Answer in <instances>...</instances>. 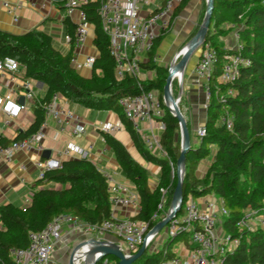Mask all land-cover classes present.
Returning a JSON list of instances; mask_svg holds the SVG:
<instances>
[{
    "label": "trees",
    "instance_id": "trees-1",
    "mask_svg": "<svg viewBox=\"0 0 264 264\" xmlns=\"http://www.w3.org/2000/svg\"><path fill=\"white\" fill-rule=\"evenodd\" d=\"M187 2L181 0L174 7V12L182 11ZM99 5L100 0H88L81 6L86 19L93 26V45L98 51L89 76L81 75L71 62L75 56L76 23L68 17L64 19L70 35L67 53L53 47L51 37L35 27L18 34L0 29V57H13L23 66L25 77L42 82L45 87L42 102L48 100L53 92H58L84 107L113 110L118 114L141 157L161 168L157 184L150 187L147 169L132 158L121 140L103 132L102 136L124 175L139 193L140 210L133 218L149 220L158 210L157 204L162 194L160 188L167 190L165 204L166 207L170 205L177 180L174 168L181 149V141L177 137V118L162 102L167 68L151 58L165 33L156 37L148 59L140 63L142 70H154L155 76L145 82L131 75L119 79L114 72L115 61L108 45L109 37L101 27ZM173 22L172 16L170 26ZM222 25L234 26L238 30L241 53L251 59L249 65L239 69L232 83L225 84L219 83L217 77L225 56L234 50L226 48L213 34L218 28L220 31ZM204 42H210L216 49L217 59L209 80L211 96L203 121L206 131L197 138L196 144L191 143L185 154L183 202L189 194L201 197L213 193L221 198L228 211L221 218L222 228L228 237L239 239L237 245L224 253V264H264V228L257 226L248 229L238 225L246 209H254L256 215L264 217V0H214L210 29ZM228 88L235 92L221 101L220 96ZM151 89L159 92V100L164 108L161 120L165 128L160 133L159 141L166 156L149 151L117 103L121 95ZM31 112L32 121L20 129L15 138L36 131L43 118L41 106L33 104ZM225 112L232 117L231 129L222 120ZM7 141L0 137L1 144ZM205 157L212 159L203 178H199L195 171ZM62 161L60 168L46 170L42 177L34 181L27 204L22 207L11 202L0 204V264H15L9 248H23L27 243V232L40 230L57 213H74L88 222H100L109 216L111 209L107 180L93 161L74 157ZM184 235L185 232H180L175 237ZM172 240L168 238L164 248ZM164 248L152 253L144 252L132 264H154L161 259L160 254L170 257L172 253L164 254Z\"/></svg>",
    "mask_w": 264,
    "mask_h": 264
},
{
    "label": "built area",
    "instance_id": "built-area-1",
    "mask_svg": "<svg viewBox=\"0 0 264 264\" xmlns=\"http://www.w3.org/2000/svg\"><path fill=\"white\" fill-rule=\"evenodd\" d=\"M86 1L88 0H65L66 12L71 14L76 10L79 14L74 29L75 46L82 44L89 33L91 23L86 19V14L81 8ZM180 2L181 0H163L159 5L150 7L151 0H100L98 12L101 17V27L109 37L108 45L115 61L114 72L117 78L123 79L125 75H131L141 79L143 70L140 63L148 59L156 37L166 33L171 27L170 20L174 7ZM2 5L10 15H13L14 6L7 1H2ZM15 19L16 16L13 15V20ZM234 34L237 42L235 46L229 48L234 51L225 56L217 77V81L222 84L232 83L239 74V69L249 65L251 61L250 57L241 53L242 43L237 29ZM65 40L69 42V34L65 36ZM178 53L173 55L169 67L174 62H178L180 57ZM216 55V49L210 42L203 41L200 45L198 60L193 68L195 75L193 80L201 87L203 106L206 108L211 96L209 80L215 68ZM151 58L156 62L160 61L156 52ZM93 60L94 56L91 55H87L81 62L77 60L76 55L71 58V62L76 67H91ZM234 92V89L228 88L220 96V100L224 101L227 95H233ZM20 97L23 98L22 102H19ZM62 97L60 93L53 92L48 100L42 102V97L35 96L29 78L23 75V66L11 56L0 57V137L3 136L1 128L10 125L11 120L30 105L39 104L43 112V118L38 123L36 131L27 136L15 138L20 131L16 130L5 144L0 143L1 160L9 161L16 152H35L37 156L32 162L36 179L42 177L46 170L60 168L63 163L62 157L90 160L93 143L83 148L71 141L59 151L60 156L48 155L43 158L40 155L45 148L42 141L46 137L49 136L51 140H55L67 130V127H70L69 130L74 136L83 135L87 131V127L80 122V117L60 101ZM117 103L125 117L139 132L149 151L166 156V151L159 141L160 134L155 132V128L160 131L165 128L161 120L164 108L159 100V92L151 89L141 90L133 95H121ZM222 120L228 128H232V117L228 112L222 115ZM49 121L53 129L51 134L48 129ZM143 122H147L148 126H143ZM153 122H157L158 127H155ZM93 127L100 134L106 132L113 135L120 131L122 122L120 119L105 120L95 123ZM205 131V125L202 123L196 128V138L201 137ZM170 163L173 173V165L172 162ZM20 169H25V166L20 165ZM100 172L105 176L108 184L111 209L109 216L100 222H88L74 213H57L40 230L27 232V243L23 248H9V254L15 264H52L55 261L52 257L53 252L63 246L67 248L69 244L68 254L73 253V259L78 253H82L81 256L89 259L87 264H118V260L112 263L108 255L103 256L102 251L95 250V243L92 240L101 241L104 244L116 243L122 253L129 256L141 245L145 246V251L149 249V253L156 252L160 249L158 245L164 248L165 241L168 238L173 239L180 232H185L189 239L185 254L181 255L179 251H173L170 257L158 260L154 264H224V253L238 244L239 239H232L227 235L222 237L215 232L216 224L221 222L222 216L228 213L221 198L218 208L212 201H207L205 206L201 207L189 194L181 204V210L163 228L154 230L156 222L165 216L156 218L157 211H155L149 220L133 218V215L140 210L138 191L134 186L116 183L107 170L101 169ZM160 191L162 194L157 204L158 209L165 204L167 190L160 188ZM29 200L30 197L24 198V205ZM128 206L133 209V214H121L122 210ZM255 213L254 209H246L239 220V227L264 228V217ZM166 247L164 254L168 252ZM81 256L78 257V263L74 259V264H85V259Z\"/></svg>",
    "mask_w": 264,
    "mask_h": 264
},
{
    "label": "crops",
    "instance_id": "crops-1",
    "mask_svg": "<svg viewBox=\"0 0 264 264\" xmlns=\"http://www.w3.org/2000/svg\"><path fill=\"white\" fill-rule=\"evenodd\" d=\"M2 1H7L9 4L14 6L13 15L16 16L15 20H13V15H10L5 10V7L2 5ZM162 1L163 0H151L150 7H155L162 3ZM67 17L73 23H76L79 14L76 10H74L71 14L67 13L65 7V0H0V29L9 31L14 34H18L35 27L37 29H40L41 31L46 32L51 37L52 46L56 47L62 53H67L70 49L69 42L65 40V36L68 34V32L66 30V24L64 22V19ZM167 35L170 34H168V32L165 33L162 40ZM183 36L184 35H182V38ZM93 37L94 29L92 24H90L89 33L86 39L82 44L75 47V55L79 62L83 61L87 55L95 57L98 54L97 48L95 47V45H93ZM180 37L181 36H179V38L177 39H172L170 37V40L167 42L168 45L162 53L160 51L162 44L161 40L159 46L157 47L156 53H158L159 55L165 54L167 56L174 44L173 42L176 43L180 41ZM218 40L226 47L225 42H228L226 39L222 38ZM184 48H182V50ZM157 63L163 65L160 62ZM76 69L83 76H89L91 73V67L89 66L76 67ZM146 72L149 73V71ZM191 72L193 73V69L191 70ZM191 75V78L193 80V77L195 75ZM29 80L33 85V91L35 93V96L41 98L45 90V87L44 89L40 88V86L43 85L42 82L32 79ZM191 88L194 90L192 92L194 101L200 99V96L203 94L201 91V87L194 82V85H190L189 83L188 89ZM60 101L65 104L69 109L74 111L75 114H77V110L80 107L84 109L82 110L84 111L82 115H77L80 117V122L83 123L85 127H87V131L83 135L74 136L69 130L70 127H67V130L61 133L60 136L55 140H51L49 136L46 137L42 141V145H44V149L49 150V155L60 156L59 151L66 146L65 144L67 142L73 141L74 143L82 146L83 148H87L89 143H93L94 148L90 160L93 161L97 168L99 170L103 169L110 172L111 175L114 177L116 183H123L130 186H134V184L126 177V175H124L122 167L114 158L113 151L105 142V139L103 138L102 134H100L99 132H97V130L94 129L93 125L98 121H90L87 119V115L90 112L91 108L84 107L76 102H70L65 96L60 98ZM31 106L32 105H30L25 110H22L19 116L12 119L10 125L5 128H1V130L3 131V136L1 137L9 139L14 135V132L16 130L18 131L20 129H24L25 127H27V125H29V123L33 119ZM205 115V110L194 109L189 119L187 118L188 124L190 125L189 131L190 133L191 131H193L195 143H197L198 141L195 136L196 128L202 125L205 119ZM119 119L120 118L118 114L115 111L110 110L109 117L106 120L116 121ZM153 124L155 125V127H158L157 122H153ZM142 125L145 127L148 126L147 122H143ZM51 127L52 124L51 121H49L48 129L50 131V134L53 130L51 129ZM155 132H157L158 134L161 133V131L156 128ZM113 136H115L118 140H121V142L125 144L132 158L138 161L147 169L149 175V185L153 188L157 184L161 175L160 166L156 165L155 163H149L141 157L140 153L138 152V150H136L134 142H132L129 133L126 131L125 126H123V124L120 131L114 133ZM36 156L37 154L33 151H21L14 153L9 161L4 162L0 159V204L11 202L19 207H22L24 205V198L30 197V190L34 187V181L36 180L35 169L33 167L32 162V160L36 158ZM63 159H66V157H62V160ZM211 159L212 157H205L200 160L195 171L197 177L203 178V176L205 175V171L211 162ZM22 164L25 166V169L21 170L20 165ZM194 199L201 207H204L207 201H212L216 205L215 207L218 208V204L220 202V198L213 193H209L201 197H194ZM121 214L131 215L133 214V209L129 206L125 207V209L122 210ZM65 249L66 247L63 246L58 248L56 252H53L52 257L53 259H55V261H53L52 264H58L62 261L64 253L66 252ZM185 249L181 248L178 253L184 255L186 252Z\"/></svg>",
    "mask_w": 264,
    "mask_h": 264
},
{
    "label": "rangeland",
    "instance_id": "rangeland-1",
    "mask_svg": "<svg viewBox=\"0 0 264 264\" xmlns=\"http://www.w3.org/2000/svg\"><path fill=\"white\" fill-rule=\"evenodd\" d=\"M206 7V0H188L186 6L184 8H182V11L180 12H173V17H174V22L173 25L168 29V34L162 41H161V53L165 50L166 46L168 45V41L170 40V37L173 39H177L179 38V36H181V40L178 42H173V46L170 50V52L167 54V56L165 54H158V57L160 59V63L163 64V66H165L167 68H169V65L172 61V57L175 53L178 52H182L185 50V44L187 43V41L197 32V30L199 29V24L201 23L203 16L205 14V9ZM219 29V28H218ZM214 30L213 34L218 36V39H226L228 42H225L226 48H232L233 46H235L236 44V36L234 34L235 32V27L234 26H230V25H222L220 31ZM166 32V33H167ZM182 35L183 38H182ZM222 37V38H220ZM217 39V38H216ZM185 47V48H184ZM182 48H184L182 50ZM199 50L200 47L197 48L190 56H189V60L184 68V72H183V76L182 77V81H180V79L177 76L173 77V84H172V92L174 94V96L176 98H178V106L182 111V114L184 116V118H188L190 117V115L193 113L194 109H199V110H205L206 113V107L203 106V94L200 96V99H197L196 101H194V97L192 92L194 91L192 88L188 89V85L190 83L194 85V82L191 78V74H193L191 72V70L194 68L195 63L198 60V54H199ZM179 61V58H178ZM174 65V64H173ZM149 70H144L142 71V77H141V81H147L149 79H151V77L155 76V71L151 70L148 72ZM194 76V75H193ZM177 79V80H175ZM40 88L44 89V86H40ZM37 89V87H36ZM70 102H73L70 100ZM198 103V104H197ZM169 109V108H168ZM84 109H82V107H80L77 111L78 115H82L84 113V111H82ZM170 111V110H169ZM171 112V111H170ZM110 114V110L107 109H103V110H97V109H90V112L87 115V119L90 121H98V122H103L106 119H108ZM177 137L178 140L180 141V130H178L177 133ZM190 140L193 142V144H196L194 141V134L193 131H191L190 133ZM191 142V143H192ZM174 172H175V168H174ZM174 174V173H173ZM191 196V194L189 195ZM165 203V202H164ZM169 206L166 207V204H164V206L162 208H159L157 210V217L156 218H161L163 216H165L169 210ZM223 217V216H222ZM215 232L217 234H219L220 236L224 237L226 234V232L224 231V229L222 228V224L221 222H218L216 224L215 227ZM189 244V239L187 234L184 236H177L175 238H173L171 244L169 246L166 247L167 251L173 252L175 250L179 251L181 248L185 249L187 248ZM158 248H161V245H158ZM69 249H70V245H68V247L65 249L66 252L64 253V257L62 259V261L58 264H68L69 259H68V253H69ZM187 250V249H186ZM149 249H147L145 251V253H148ZM161 259H164L165 256L160 254ZM109 258H111V262L114 263L115 261H117L116 258H114L111 255H108ZM160 259V260H161ZM86 262L87 259L85 260Z\"/></svg>",
    "mask_w": 264,
    "mask_h": 264
},
{
    "label": "water",
    "instance_id": "water-1",
    "mask_svg": "<svg viewBox=\"0 0 264 264\" xmlns=\"http://www.w3.org/2000/svg\"><path fill=\"white\" fill-rule=\"evenodd\" d=\"M213 3L214 0H206V11L203 16V19L201 23L199 24V29L197 32L187 41L185 44L187 47L183 51L182 54H180L179 61L172 65L168 68L167 71V77L165 79V83L162 88V98H163V104L166 106V108H169L171 113L177 118V122L179 124V130H180V141H181V149L180 153L178 155V159L176 161V167H175V174L177 176V180L175 183V186L173 188V193L171 197V202L169 205V210L165 217L156 222V226L154 230H160L163 228L169 220H171L180 210H181V204L183 202V178H184V168H185V154L186 152L190 149L191 147V140H190V131H189V126L186 122V119L184 118L181 109L178 106L177 99L173 92H171V83H172V69L175 71L182 70L184 71V68L188 62L189 56L197 49L200 47L202 42L204 41V38L206 34L208 33L210 29V20L211 16L213 13ZM199 56V54H198ZM172 67V68H171ZM23 98H19V102H22ZM41 157L46 158L49 155V150L44 149L41 152ZM95 245L94 249L95 250H100L102 251L103 256L111 255L114 258L118 260V264H132L134 261L140 258V255L145 252V246L141 245L140 248L133 254L126 256L125 254L122 253L120 248L116 243H108L104 244L101 241H95L92 240ZM73 253H71L68 257L69 262L68 264H74V259H73Z\"/></svg>",
    "mask_w": 264,
    "mask_h": 264
},
{
    "label": "bare ground",
    "instance_id": "bare-ground-1",
    "mask_svg": "<svg viewBox=\"0 0 264 264\" xmlns=\"http://www.w3.org/2000/svg\"><path fill=\"white\" fill-rule=\"evenodd\" d=\"M186 47H187V46H186ZM185 49H186V48H185ZM182 53H183V51H182L181 53H179V54H182ZM173 64H176V62H174ZM173 64H172V67L174 66ZM172 67H171V68H172ZM172 74H173L174 76H177V77L180 79V81H182V79H183V78H182V76H183V71H182V70L175 71V70L172 69ZM174 76H173V77H174ZM172 80H173V78H172ZM178 100H179V99H177V103H178ZM81 254H82V253H80V254L78 253L77 256H75L74 259H75V262H76V263H78V257L81 256ZM81 257H83V259H85V260L87 259L86 256H83V255H82ZM87 261H89V259H87ZM87 263H88V262L85 261V264H87Z\"/></svg>",
    "mask_w": 264,
    "mask_h": 264
}]
</instances>
